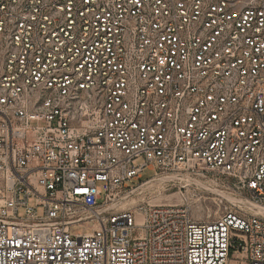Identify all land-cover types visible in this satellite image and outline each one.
<instances>
[{"label":"built area","instance_id":"obj_1","mask_svg":"<svg viewBox=\"0 0 264 264\" xmlns=\"http://www.w3.org/2000/svg\"><path fill=\"white\" fill-rule=\"evenodd\" d=\"M144 168L264 208V0H0V264H264V213L111 208Z\"/></svg>","mask_w":264,"mask_h":264},{"label":"rangeland","instance_id":"obj_2","mask_svg":"<svg viewBox=\"0 0 264 264\" xmlns=\"http://www.w3.org/2000/svg\"><path fill=\"white\" fill-rule=\"evenodd\" d=\"M141 162H142V158H137L133 161L135 165H138ZM153 174L154 171L152 169L144 168L141 173L140 180L138 181L132 180L131 182H129L127 184V187L123 189L121 193L118 195V198L114 202H112V203H116L115 209L121 210V209L135 207L141 202H145V203L148 202L150 204H157V205L176 204L187 207L190 210V213L193 216V218L200 221L213 220L227 210L228 211L231 210L242 214H253L256 210V209L253 210V208H251L252 209L251 210L247 204L243 202H239L245 200L249 201L244 192L238 191L235 187L232 186L230 182H228L222 177L216 176L213 173L204 172L194 175V174H189L187 172L176 171V173L164 172V173H157V175H153ZM164 174L173 177L168 178L166 180H159V179L153 180L150 183L136 190L135 191L136 193L135 192L130 193L133 189L138 188L141 183L147 182L156 176L158 177L164 176ZM194 179L203 182V184L207 182L205 185L215 187L220 191H222L224 195L228 196L229 194L230 197L232 198L236 197V198L225 199L222 194L212 195L206 192L207 190L205 189L203 190L201 185L196 183ZM35 204L36 201L34 198L28 199L29 206L35 208ZM118 204L120 206H118ZM36 209H37L36 211L37 215L42 216L43 207L38 206L36 207ZM22 216H24V209L20 208L18 210V217H22ZM90 228H91V224H89V226L86 229H82V228H76V229L80 231H90Z\"/></svg>","mask_w":264,"mask_h":264},{"label":"bare ground","instance_id":"obj_3","mask_svg":"<svg viewBox=\"0 0 264 264\" xmlns=\"http://www.w3.org/2000/svg\"><path fill=\"white\" fill-rule=\"evenodd\" d=\"M176 173V172H175ZM172 175V174H171ZM177 175V174H176ZM180 175V174H179ZM178 175V176H179ZM186 175V174H185ZM185 175H183V176H185ZM160 176V175H159ZM187 176V175H186ZM171 177H173V176H169V175H165L164 174V176H160V177H158V176H156V177H154L153 179H151V180H149V181H147V182H143V183H141L140 185H139V187L138 188H136V189H133L130 193H134L136 190H138L140 187H142V186H144V185H146V184H148V183H150L151 181H153V180H156V179H159V180H166V179H168V178H171ZM179 178V177H178ZM188 179H189V177H188ZM173 180H175V179H173ZM193 180V179H192ZM194 181L196 182V183H198L199 185H201V187L203 188V190L205 189V190H207L206 192H208V193H210V194H212V195H217V194H222L223 196H224V198L226 199V198H230V199H235V198H232V197H230L229 196V194H228V196H226V195H224V193L222 192V191H220L219 189H217V188H215V187H211V186H207V185H205L207 182H205V184H203V182H201V181H198V180H195L194 179ZM167 182V181H166ZM156 184V183H155ZM150 185V184H149ZM213 186H214V184H213ZM148 187V186H147ZM150 187V186H149ZM142 189V188H141ZM140 191V190H139ZM144 191V190H143ZM136 193V192H135ZM131 196V195H130ZM129 196V197H130ZM239 202H243V203H245V204H247L248 205V207H250V209L251 208H253V210H255V212L257 213V214H263L264 213V208H262L261 206H259V205H257V204H255L254 202H251V201H239ZM121 204V203H120ZM112 205V207L111 208H114L115 207V205L116 204H110V206ZM241 205H243V204H241ZM118 206H120L119 204H118ZM117 206V207H118ZM244 208V207H243ZM252 210V209H251ZM250 211V210H249Z\"/></svg>","mask_w":264,"mask_h":264}]
</instances>
